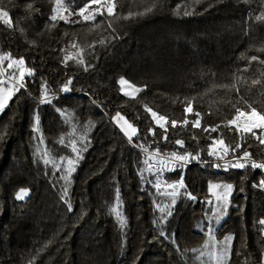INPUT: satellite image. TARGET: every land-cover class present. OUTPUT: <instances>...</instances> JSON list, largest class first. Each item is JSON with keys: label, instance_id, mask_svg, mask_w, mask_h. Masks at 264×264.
<instances>
[{"label": "trees", "instance_id": "obj_1", "mask_svg": "<svg viewBox=\"0 0 264 264\" xmlns=\"http://www.w3.org/2000/svg\"><path fill=\"white\" fill-rule=\"evenodd\" d=\"M116 3L115 17L85 22L73 16L65 23L49 19L55 0H0L12 20L11 27L0 21V45L12 58H24L25 68L34 73L0 116V264H190L205 241L196 224L211 183L233 186L217 231V236L233 237L228 264H263L264 226L258 221L264 219V188L259 186L264 170L216 171L212 165L183 173L165 170L162 184L182 178L183 193L197 197L181 196L165 222L156 207L162 205L159 194L148 183L153 178L147 171L138 173L148 154L129 143L114 118L119 112L136 126L139 135L133 140L149 152L158 147L164 153L198 154L202 161L211 138L222 136L225 144H241L235 155L247 150L259 156L264 145L247 133L241 139L228 121L236 119L243 127L252 119L251 109L264 114V20L256 19L264 12V0ZM129 12L133 15L124 19ZM69 78L71 91L61 92ZM121 78L141 89L136 97L121 93ZM45 83L52 102L41 104ZM189 101L192 112L186 115ZM146 109L167 117V141ZM196 112L199 128L191 123ZM36 116L39 132L33 131ZM217 124L216 132L204 131ZM153 127L155 137L148 134ZM253 131L259 135L264 129ZM61 137L65 145L71 140L79 148L87 145L68 182L61 177L73 154L70 146L60 145ZM177 139L184 148L175 144ZM21 188L30 194L17 200ZM112 208L122 213L124 226ZM161 230L175 239L160 236Z\"/></svg>", "mask_w": 264, "mask_h": 264}, {"label": "snow or ice", "instance_id": "obj_2", "mask_svg": "<svg viewBox=\"0 0 264 264\" xmlns=\"http://www.w3.org/2000/svg\"><path fill=\"white\" fill-rule=\"evenodd\" d=\"M95 6V7H94ZM31 7V4H29V8ZM146 11H151V8L146 9ZM179 12V9L177 10ZM66 13V15H65ZM191 12L185 11L184 15H191ZM117 15V3L116 0H82V2L77 6V0H55V7L52 9V15L49 16V19L52 21L59 19L63 20L65 23L70 22V18L73 16H78L81 18V20L85 22L89 21H95L97 16L100 17H115ZM133 13L129 12L128 16L124 17V19H128L130 16H132ZM256 19L258 21L264 20V12L261 13V15L257 16ZM0 21H2L4 24L8 25L9 27L12 26V20L9 16V12L3 8H0ZM72 23H79L80 20H73ZM109 28H112L111 22L108 24ZM101 44L104 43V41H100ZM75 47V45H73ZM67 59H70V57L65 58V63L67 62ZM259 58L257 56H252L251 60L255 61ZM9 61L7 68L13 69L16 68L19 70L18 76L15 72H12L11 74H8V80H0V114L4 112V110L8 107L9 101L12 100L15 93L19 92L20 89L26 88L25 83V77L26 76H32L33 70L32 69H26L25 68V60L24 58L14 59L12 58L11 54H6L3 56H0V65L3 64V61ZM264 63V61H261ZM80 64H84V60L80 59L78 61ZM88 67H85V71H88ZM6 71V70H5ZM4 73H0L2 75ZM256 81H254L255 83ZM119 84L121 86L129 85V87H132L129 84V81H127L124 78H121L119 80ZM4 85H7L6 87ZM71 85H72V79L69 78L66 83L62 84L60 87V91L67 93L71 91ZM222 87H228L227 85H223ZM121 91L124 95H132V93H129L121 88ZM141 89L135 88L133 89V93L139 92ZM50 92V86L45 84L41 85V95L39 103L45 104V103H51V98L49 97ZM58 112H60L61 116L64 115V111L57 109ZM146 111L150 112L153 120L155 121L156 127H159L163 129V136L162 139L164 141L168 140L167 136V117L163 115H158L155 111H152L151 109H146ZM185 114H189L192 112V106L191 101L188 102L187 107L184 109ZM237 113L239 115H245V113H241L240 109H237ZM250 118V122H246L244 126L237 124L236 119L229 120L228 125H235V131L238 135H240V138L243 139L245 133L250 134L252 137H254L256 140L259 141L260 144L264 145V132H261L259 135L255 131H253L254 128H262L264 129V114H260L256 111L255 108L251 109V112L247 114ZM196 119L192 121V127L193 128H199L201 127V120H200V113H195ZM116 120L117 125L120 128V131L123 133V135L128 139L129 143H131L134 147L139 148L141 152L148 153V158L142 161V164L144 165L143 168L138 169V173L143 176V172L147 171L149 175L153 178L152 180H149L148 183L151 185L152 188L156 190V192L162 196H166L170 198V203L165 204L164 206H161L159 203L156 204V207L158 208L159 212L163 214L162 220L167 221L168 217H171L173 215V212L171 211V208L175 206L176 198L181 195V192L179 189H186V186L183 183V179L181 178L180 181L176 183L169 182L167 180L163 181V184L165 188L171 189L170 192L162 191L161 184L162 180L161 177L165 170H174V167H169V165H175L176 163H180L181 166L186 164L189 161V158L191 159H199V155L193 156L191 153H179L178 151H173L171 153H164L160 148L153 149L152 152H149L148 147L144 145L143 142L137 144L134 142L133 138L138 137L139 135V129L134 126L132 123H130L123 115H121L119 112L116 113V117L114 118ZM163 121V123H161ZM122 122V123H121ZM259 122V123H258ZM177 121H172V127L175 128L177 126ZM183 125H188L189 120L186 118L182 122ZM220 128V125H208L204 128L205 132H208L209 130L211 132H216L217 129ZM33 131L39 132V117L36 116L34 118V125H33ZM74 131V130H73ZM148 134L155 137L156 131L155 128H149ZM195 139V137H193ZM82 139H86V137H82ZM211 145H209V151L207 153L208 156H212L217 160H225L226 162L222 165L224 170H228L229 168H238L243 169L248 166V164H251L252 168H260L264 170V163H257L253 160H251V153H249L247 150H245L239 157H235V152L241 147L240 143H236L235 146H233L231 143L225 144L224 138L221 137H213ZM155 143V141H153ZM40 143L43 144L44 140L41 134L40 137ZM60 145L63 147H71V152L73 154L72 157H69L66 159L67 168L65 169V175L61 177V179H64L66 182L69 181V177L71 174L76 170V167L78 165L79 160L83 158L82 153L84 151H87V145L84 146V148H79L77 146V142L75 140H71L69 142V145H65L63 137H61L59 141ZM90 143V141H89ZM175 144L179 146V148H184V141L181 139H177L175 141ZM216 146H219L217 148ZM229 151L233 153V157L235 159V162L233 163L230 160H226ZM45 155L47 156L48 153L45 152ZM155 157V159H154ZM60 159L63 161L65 160V157H60ZM50 161L48 159L44 160L45 164H48ZM217 168H220V164L214 165ZM59 170V169H57ZM255 186V185H254ZM261 188H264V180L260 181ZM218 191H213V190ZM141 191H144V188H141ZM233 191V186L231 184H209V195L215 196V202L212 199H206L205 203L212 207L213 214L219 213L216 215V223L219 224L221 218L227 214V209L230 204V194ZM67 188L64 189V195L67 197ZM29 190L25 188H21L18 194L16 195L17 200H23L26 197L29 196ZM187 196L189 200H196L197 197L193 195L191 192L185 191L183 193ZM116 201L119 203L120 201V192L117 188L116 191ZM65 203L67 205V210L69 212L72 211V205L69 200L65 199ZM167 209V211H166ZM112 212H114L117 216V219L119 221V224L121 226H124L125 224V218L123 217L122 213L118 212L116 208L111 209ZM153 223H157L156 220L153 221ZM259 225L264 226V219H260L258 221ZM201 231L203 232L204 229L201 227ZM264 231V229H262ZM160 236H163L165 238H169L174 240L175 234H166L164 230H161L159 233ZM205 235L213 240L214 246H215V237H214V230L212 229L211 225H209L207 232ZM232 236H225L224 240L221 242L222 247L219 253V256L216 257L218 264L222 262L224 259L228 258L230 253V244L232 241ZM205 247H207V244H205ZM196 251V250H194ZM201 256H203V253H200ZM213 256L215 257L216 254L213 253ZM199 259V257H197ZM203 264V262H201Z\"/></svg>", "mask_w": 264, "mask_h": 264}, {"label": "rangeland", "instance_id": "obj_3", "mask_svg": "<svg viewBox=\"0 0 264 264\" xmlns=\"http://www.w3.org/2000/svg\"><path fill=\"white\" fill-rule=\"evenodd\" d=\"M6 54H9V53L5 52L2 49V46L0 45V56L6 55ZM8 63H9V61L5 60V61H3V64L0 65V73H4V74L0 75V80L7 81L8 80V74H11L12 72H15L17 76L19 74V70L16 69V68L8 69L7 68ZM4 86L6 87L7 85H4ZM119 86H120V91H121V88L123 87V89L125 91H127L129 93H132V95H127V97H129V98H134L138 94V92L133 93V89L137 88L135 86H132V85H131L132 87H129V85L121 86L120 84H119ZM121 93H122V91H121ZM0 116H1V114H0ZM217 170H218V168H216V171ZM174 183H176V182H174ZM211 184H220V183H211ZM161 189H162V191H166V192H170L171 191V189L165 188L164 184H162ZM179 191L181 192V195H179L176 198V200H178L181 196L184 195L183 194V189H179ZM213 191L215 192V191H218V190L214 189ZM208 193H209V188H208ZM231 194H232V192H231ZM231 194H230V196H231ZM159 197H160V203L162 202L161 206H164L165 204H169L170 203V198H168L166 196H162L160 194H159ZM209 199H212L215 202V196L214 195H210ZM229 199H230V197H229ZM228 209H229V207H228ZM228 209H227V213H228ZM166 211H167V209H166ZM218 214L219 213H216L214 215L212 207L207 205L205 202L202 204L200 213L198 215V221H197V224H196V230L199 231V232H202L201 231V227H202L204 229V231L202 233L205 235L209 225H211L212 229L214 230L215 246H214L213 240L209 239L205 235V241H204L202 247L199 250H196L195 252H193L190 264H201V262H203V264H218V261H217L216 257L219 256V253H220V250H221V247H222V243L221 242L224 240L225 236H232V235H229V234H224L222 236H217V231H218L222 221L224 220V218L227 215V214L224 215L221 218L220 223L217 224L216 223V215H218ZM232 243H233V239H232L231 244H230V252H231ZM205 244H207V247H205ZM200 253H203V256H201ZM213 253L216 254L215 257L213 256ZM197 257H199V259H197ZM229 258H230V253H229L228 258L224 259L222 262H220V264H228ZM263 264H264V258H263Z\"/></svg>", "mask_w": 264, "mask_h": 264}, {"label": "built area", "instance_id": "obj_4", "mask_svg": "<svg viewBox=\"0 0 264 264\" xmlns=\"http://www.w3.org/2000/svg\"><path fill=\"white\" fill-rule=\"evenodd\" d=\"M193 156H195V155H193ZM239 156L240 155H235V157H239ZM154 159H155V157H154ZM226 160H230L233 163L235 162L233 154H231L230 152H229ZM251 160H253V161L257 162V163H264V147L260 150V155L259 156L251 155ZM225 162H226L225 160H217V159H215L212 156H208L207 159L202 160V161H199L198 159L189 158V161L186 164H184L183 166H181L180 163H176L175 165H169V167H174V170H166V171H168L170 173H173V172H175L177 170H181L182 172H184L185 170H187V169H189V168H191V167H193L195 165H200V166L212 165V166H214L215 164H220L221 168H223L222 165ZM247 168H252L250 163L248 164L247 167H245L243 169H238V168H229V169L244 170V169H247ZM255 169H260V168H255ZM260 170H262V169H260Z\"/></svg>", "mask_w": 264, "mask_h": 264}]
</instances>
